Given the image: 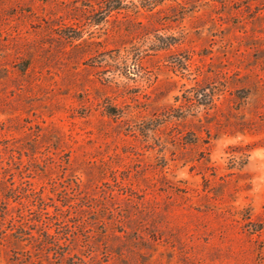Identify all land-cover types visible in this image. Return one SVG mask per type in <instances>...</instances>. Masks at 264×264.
<instances>
[{
    "label": "rangeland",
    "instance_id": "1",
    "mask_svg": "<svg viewBox=\"0 0 264 264\" xmlns=\"http://www.w3.org/2000/svg\"><path fill=\"white\" fill-rule=\"evenodd\" d=\"M148 1L0 0L5 226H62L61 264H264V0Z\"/></svg>",
    "mask_w": 264,
    "mask_h": 264
},
{
    "label": "trees",
    "instance_id": "2",
    "mask_svg": "<svg viewBox=\"0 0 264 264\" xmlns=\"http://www.w3.org/2000/svg\"><path fill=\"white\" fill-rule=\"evenodd\" d=\"M111 0H106L108 3ZM164 0H149L147 7L153 10L157 5H160ZM122 3H115L109 6L108 10L121 9ZM168 39V37L164 38ZM168 48V41L164 43V47ZM199 94V92L197 91ZM199 96V95H197ZM195 100V98H194ZM202 100V99H199ZM204 104L214 105V97H209ZM188 103H192L193 98L191 95L187 97ZM7 210L0 212V228L2 235V242H7L9 238L18 244L26 248L25 251H17L12 249L11 261L14 264H42L41 258L44 256L49 263L61 264L71 259V249L68 248L67 240L61 235L59 231H52L55 227L56 230L63 228L58 224H54L52 221H46L42 216H38L32 219L24 218L22 221L16 218L9 220V225L5 226V220H7ZM10 226V227H9ZM10 240V241H11ZM29 258V259H28ZM76 264V263H75Z\"/></svg>",
    "mask_w": 264,
    "mask_h": 264
}]
</instances>
